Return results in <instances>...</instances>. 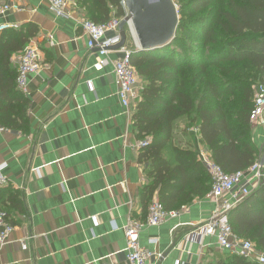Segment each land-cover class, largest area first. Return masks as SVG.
Returning a JSON list of instances; mask_svg holds the SVG:
<instances>
[{
  "label": "crops",
  "instance_id": "obj_1",
  "mask_svg": "<svg viewBox=\"0 0 264 264\" xmlns=\"http://www.w3.org/2000/svg\"><path fill=\"white\" fill-rule=\"evenodd\" d=\"M0 2L18 6L0 15V24H16L14 30L34 24L27 44L34 42L41 52V68L27 76L25 128L0 132V163L7 164V184L0 187L15 191L21 202L20 207L6 202L14 229L0 248V264H129L123 228L146 219L148 203L141 193L149 179L132 121L138 100L127 111L117 97L113 61L122 54L113 49L101 68L94 67L101 56L87 46L78 23L85 12L75 0H69L67 18L56 16L47 0ZM124 31L128 48L132 37ZM18 53L10 58L15 68ZM172 134L171 145L196 157L201 150L210 155L185 117L174 121ZM251 137L261 160L264 116L251 124ZM208 194L177 203L172 209L177 216L141 228L139 245L153 252L145 264H205L226 254L213 237H188L215 208Z\"/></svg>",
  "mask_w": 264,
  "mask_h": 264
},
{
  "label": "trees",
  "instance_id": "obj_2",
  "mask_svg": "<svg viewBox=\"0 0 264 264\" xmlns=\"http://www.w3.org/2000/svg\"><path fill=\"white\" fill-rule=\"evenodd\" d=\"M178 24L165 46L133 49L130 64L142 81L132 115L148 182L141 199L156 198L165 210L210 192L211 181L190 149L169 143L173 124L185 117L199 130L211 159L226 173L245 171L256 160L249 114L253 85L264 84V0H175ZM95 23L111 15L125 16L121 0H75ZM126 28V27H124ZM34 24L0 35V126L23 130L28 98L17 88V70L10 63L36 33ZM169 155V156H168ZM20 207L9 187H0V210ZM228 214L232 231L264 252V181ZM177 207V206H176ZM205 264H261L224 254Z\"/></svg>",
  "mask_w": 264,
  "mask_h": 264
},
{
  "label": "built area",
  "instance_id": "obj_3",
  "mask_svg": "<svg viewBox=\"0 0 264 264\" xmlns=\"http://www.w3.org/2000/svg\"><path fill=\"white\" fill-rule=\"evenodd\" d=\"M50 10L59 17H69V0H47ZM121 5L125 10L123 18H117L111 15L106 21L95 23L86 18H81L78 23L87 35V46L89 49H97L101 59L98 60L94 67L99 69L106 63V56L109 51L115 50L122 55L113 61L114 79L117 86V97L121 105L128 111L131 103L139 99V90L141 85L135 70L130 64L131 50L123 45L118 46L121 41L119 23L122 19H126L128 24L125 26L134 40L133 30L130 24L128 11L124 1ZM16 4H7L0 2V15L5 14L8 10H17ZM17 25L13 23L0 24V31L7 29H16ZM110 34V35H108ZM135 42V40H134ZM41 52L34 42L27 44L15 58L17 76V88L23 93L26 90L27 76L35 74L41 68ZM87 89L93 91V83L91 80L86 82ZM252 102L253 107L249 114L251 124L263 122L264 116V84L257 83L253 85ZM5 129L0 126V132ZM150 143V137L146 136L137 142V148L141 149ZM197 159L206 169L210 181L211 189L208 194L215 208L211 212L209 219L203 223L198 229L192 231L188 237L201 238L208 236L215 239L217 247L225 253L237 255L250 262H258L264 264V252L257 246L246 239L240 238L233 231L228 222V214L232 207L242 198L247 196L260 183L264 181V164L260 165V160L256 159L245 171H237L234 173L224 172L210 157L209 153L201 150L197 154ZM7 167L5 162L0 163V186L7 184V178L3 171ZM237 188V189H236ZM177 210H165L158 200H152L147 208V216L143 222L130 220L124 226L125 251L126 259L129 264H145L152 256L153 252L141 247L138 242V234L143 226H157L163 223L166 218L177 216ZM93 227L98 226L99 220L96 215L90 216ZM14 227L9 221V216L3 210H0V248L6 243L9 235ZM22 249L26 248V243L21 242ZM111 264V263H102Z\"/></svg>",
  "mask_w": 264,
  "mask_h": 264
},
{
  "label": "water",
  "instance_id": "obj_4",
  "mask_svg": "<svg viewBox=\"0 0 264 264\" xmlns=\"http://www.w3.org/2000/svg\"><path fill=\"white\" fill-rule=\"evenodd\" d=\"M138 50H151L167 45L174 37L179 15L173 0H123ZM126 19L119 23L121 41L125 42ZM115 46V48L117 47ZM264 164V156L260 165ZM236 203L232 208H234Z\"/></svg>",
  "mask_w": 264,
  "mask_h": 264
},
{
  "label": "rangeland",
  "instance_id": "obj_5",
  "mask_svg": "<svg viewBox=\"0 0 264 264\" xmlns=\"http://www.w3.org/2000/svg\"><path fill=\"white\" fill-rule=\"evenodd\" d=\"M173 2H174L175 6H176L177 9H178V5L176 4L175 0H173ZM126 33L130 35V33H129L128 30H127ZM130 36H131V35H130ZM128 48H129L130 50L137 49V47H136V45H135V42H134L133 38H131L130 43H129V47H128Z\"/></svg>",
  "mask_w": 264,
  "mask_h": 264
}]
</instances>
